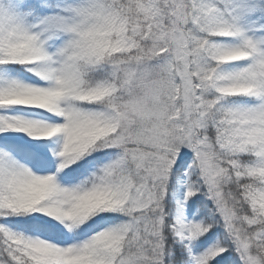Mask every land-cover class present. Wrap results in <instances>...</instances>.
I'll return each instance as SVG.
<instances>
[{
	"label": "snow or ice",
	"instance_id": "6c2138e0",
	"mask_svg": "<svg viewBox=\"0 0 264 264\" xmlns=\"http://www.w3.org/2000/svg\"><path fill=\"white\" fill-rule=\"evenodd\" d=\"M0 264H264V0H0Z\"/></svg>",
	"mask_w": 264,
	"mask_h": 264
}]
</instances>
